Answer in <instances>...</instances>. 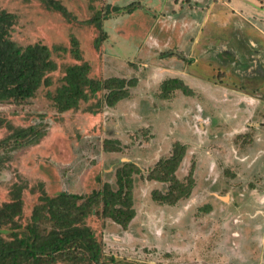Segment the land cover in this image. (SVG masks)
Instances as JSON below:
<instances>
[{
  "label": "rangeland",
  "instance_id": "374dc122",
  "mask_svg": "<svg viewBox=\"0 0 264 264\" xmlns=\"http://www.w3.org/2000/svg\"><path fill=\"white\" fill-rule=\"evenodd\" d=\"M58 1L70 19L39 0H0V10L15 16L11 40L47 46L57 65L34 97L0 103V206L19 188L15 220L25 227L42 195L115 190L116 169L132 163L127 227L103 216L101 204L83 221L100 264H264V0H178L177 10L168 0H141L130 13L111 11L126 0ZM108 11L101 40L90 20ZM82 63L99 81L134 79L127 98L108 107L102 90L57 112L47 93L63 84L67 66ZM172 78L191 93L163 94ZM28 127L45 135L17 149L1 145ZM176 146L184 153L174 178L189 184L188 193L157 200L169 183L149 173Z\"/></svg>",
  "mask_w": 264,
  "mask_h": 264
},
{
  "label": "trees",
  "instance_id": "16d2710c",
  "mask_svg": "<svg viewBox=\"0 0 264 264\" xmlns=\"http://www.w3.org/2000/svg\"><path fill=\"white\" fill-rule=\"evenodd\" d=\"M39 1L48 9L58 11L67 19L71 18L58 0ZM134 8L135 3H132L122 8L113 6L111 11L130 13ZM109 14V11L98 13L90 22L95 23L101 30V20L106 19ZM14 18L12 13L0 10V103H20L34 97L41 85L50 84L47 74L57 68L47 46L35 43L22 47L11 40L10 30ZM101 33L102 40L106 34L102 30ZM88 75L87 63L70 65L64 69L63 84L54 93H47L48 100L57 112L76 109L80 101H86L102 90L107 91L104 97L106 106L113 107L121 99L127 98L128 87L134 86L135 82L134 79L117 77L99 81ZM161 90L163 94L173 90L191 93L189 87L176 78L163 81ZM15 132L12 143H1L6 149L33 144L45 135L43 128L34 127ZM108 144L110 141L104 142L105 150H109ZM183 153V147L176 146L171 156L159 161L149 173V179L169 183L168 192L159 195L157 200L170 202L172 197L178 199L188 193L189 184H183L174 178ZM137 172L136 166L125 163L116 169L115 190L104 184L101 190H94L84 198L64 192L54 198H48L44 194L40 197L42 203L33 210L31 222L25 227L15 220V217L21 215L23 206L20 189H16L11 201L0 206V264H56L60 261L100 264V246L83 221L95 206L101 204L103 216L126 228L134 216L131 176ZM77 200L81 203L77 204ZM43 223L50 224L51 228L45 231L40 227ZM5 233L8 237L3 235Z\"/></svg>",
  "mask_w": 264,
  "mask_h": 264
},
{
  "label": "crops",
  "instance_id": "0c3cea01",
  "mask_svg": "<svg viewBox=\"0 0 264 264\" xmlns=\"http://www.w3.org/2000/svg\"><path fill=\"white\" fill-rule=\"evenodd\" d=\"M114 1V3H116L115 1H118V0H113ZM112 1V2H113ZM154 0H146V2L149 4V5H153L152 4V2H153ZM177 1L178 0H173V1H171V3L169 2V0H168V4H172L173 6H174V8H172L173 10H177V9H180V6L181 5H178L177 4ZM192 1V0H191ZM229 1V0H228ZM159 2L160 3H162V1H160L159 0ZM181 2V0H179V3ZM230 2V1H229ZM127 3H129V4H131V3H141V0H129V2H127V0H126V4ZM166 3V2H165ZM164 3V4H165ZM191 2H190V0H189V4H190ZM125 4V5H126ZM117 5V4H116ZM117 6H119V5H117ZM121 6H123V5H121ZM150 8V7H149ZM155 22V21H154ZM171 22L173 23V22H175L174 23V25L176 26L177 25V23L179 24V20H177V19H171L169 22H167L169 25L171 24ZM184 22H187V24L185 25V26H190V21H189V19L188 20H185ZM155 24V23H154Z\"/></svg>",
  "mask_w": 264,
  "mask_h": 264
}]
</instances>
